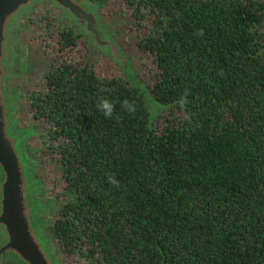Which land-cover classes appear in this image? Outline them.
Segmentation results:
<instances>
[{
  "label": "trees",
  "instance_id": "16d2710c",
  "mask_svg": "<svg viewBox=\"0 0 264 264\" xmlns=\"http://www.w3.org/2000/svg\"><path fill=\"white\" fill-rule=\"evenodd\" d=\"M119 4L138 77L166 106L151 121L140 87L88 60L85 36L52 6L41 13L54 33L28 93L43 129L26 147L43 174L58 172L63 199L48 220L62 261L264 264V0ZM101 95L116 104L111 120L96 108Z\"/></svg>",
  "mask_w": 264,
  "mask_h": 264
},
{
  "label": "water",
  "instance_id": "95a60500",
  "mask_svg": "<svg viewBox=\"0 0 264 264\" xmlns=\"http://www.w3.org/2000/svg\"><path fill=\"white\" fill-rule=\"evenodd\" d=\"M35 2L59 7L90 43L110 54L121 76L144 92L150 121L166 109L155 100L147 83L137 78L121 45L98 29V13L87 0H0V264H65L52 231L45 225L48 206L39 198L41 181L26 147L31 133L17 130L13 119L16 96L10 90L14 77L11 30Z\"/></svg>",
  "mask_w": 264,
  "mask_h": 264
},
{
  "label": "rangeland",
  "instance_id": "374dc122",
  "mask_svg": "<svg viewBox=\"0 0 264 264\" xmlns=\"http://www.w3.org/2000/svg\"><path fill=\"white\" fill-rule=\"evenodd\" d=\"M87 1L91 2V0ZM92 3L100 19L98 29L102 33L105 32L115 38L125 53L129 55L133 71L137 78L144 81L138 77V60L133 56L134 47L131 44H128V41H130L133 36L126 29L127 18L124 14L125 11L120 8L119 0H114L107 8H101L100 5L94 1H92ZM48 5L50 6L51 4L48 2H35L29 11L21 15L16 26L11 30L13 38L11 44V70L14 73V77L11 78L10 81V90L13 95L16 96L13 119L17 130H26L31 133L27 141L32 138L34 139L35 134L43 129L42 124L36 122L32 123L30 120L31 114L29 111L28 93L39 87V83L44 79V74L50 64L47 49H44L43 45L46 42H50L54 33L51 30L53 26L44 28L43 25H41L40 20L41 13L46 12ZM50 9H52L53 13L58 15V19L68 21V23L75 28V32L85 36L86 46L88 47V60H91L105 73L119 72V66L117 62L111 58L110 54L90 43L87 35L84 32L79 31L78 25H76L72 19L64 17L63 11L59 7L54 5V7H51ZM165 111L166 110L162 111L158 116ZM34 140H32L33 144ZM34 146L37 148L38 144L35 143ZM31 158L36 165L37 178L41 181L39 198L48 206L44 220L46 227L50 229V222L48 220L50 219V214L53 213L57 205V200L63 199L61 195L55 194L54 181L58 172H56L55 169L47 168L43 174L42 168L36 160V156L33 155ZM45 175L47 179H45Z\"/></svg>",
  "mask_w": 264,
  "mask_h": 264
},
{
  "label": "clouds",
  "instance_id": "9594fccd",
  "mask_svg": "<svg viewBox=\"0 0 264 264\" xmlns=\"http://www.w3.org/2000/svg\"><path fill=\"white\" fill-rule=\"evenodd\" d=\"M204 34V29L200 28L197 30L196 35L202 37ZM100 93H107V92H112V89L109 88H101ZM120 104V108L123 111L128 112L130 115H134L136 112V102L129 100L125 98L123 101H117ZM186 97H182L181 101V106L186 103ZM96 108L103 114L104 117H107L109 120L113 119L114 115L116 114V104L107 98H104L103 95L98 99L96 103ZM107 183L114 188H119L120 187V180L117 179V177L114 174H109L107 176Z\"/></svg>",
  "mask_w": 264,
  "mask_h": 264
},
{
  "label": "flooded vegetation",
  "instance_id": "af4514ba",
  "mask_svg": "<svg viewBox=\"0 0 264 264\" xmlns=\"http://www.w3.org/2000/svg\"><path fill=\"white\" fill-rule=\"evenodd\" d=\"M92 1H93V0H91V2H90V3H91V4H92V6L94 7V5H93ZM88 2H89V1H88ZM50 6L54 7V5H52V4H51ZM94 8H95V7H94ZM76 33H77V32H76ZM11 63H12V57H11ZM30 158H31V157H30ZM31 159H32V158H31ZM32 161H33V159H32ZM33 162H34V161H33Z\"/></svg>",
  "mask_w": 264,
  "mask_h": 264
}]
</instances>
